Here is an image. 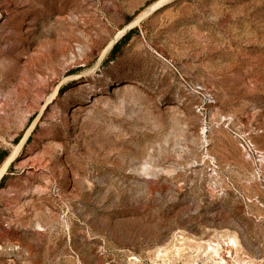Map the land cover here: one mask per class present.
Returning a JSON list of instances; mask_svg holds the SVG:
<instances>
[{
	"label": "rangeland",
	"instance_id": "1",
	"mask_svg": "<svg viewBox=\"0 0 264 264\" xmlns=\"http://www.w3.org/2000/svg\"><path fill=\"white\" fill-rule=\"evenodd\" d=\"M0 264H264V0H0Z\"/></svg>",
	"mask_w": 264,
	"mask_h": 264
},
{
	"label": "built area",
	"instance_id": "2",
	"mask_svg": "<svg viewBox=\"0 0 264 264\" xmlns=\"http://www.w3.org/2000/svg\"><path fill=\"white\" fill-rule=\"evenodd\" d=\"M253 133L254 134H260L261 130L254 129ZM244 148L248 152V155H249V153H255L256 152L254 145L249 140L247 142H244ZM258 157L260 158L261 156H258Z\"/></svg>",
	"mask_w": 264,
	"mask_h": 264
},
{
	"label": "trees",
	"instance_id": "3",
	"mask_svg": "<svg viewBox=\"0 0 264 264\" xmlns=\"http://www.w3.org/2000/svg\"><path fill=\"white\" fill-rule=\"evenodd\" d=\"M132 30H129L128 32H126L111 48V53H115V51L117 50V46L118 44L122 43V42H125L128 37L130 36Z\"/></svg>",
	"mask_w": 264,
	"mask_h": 264
},
{
	"label": "bare ground",
	"instance_id": "4",
	"mask_svg": "<svg viewBox=\"0 0 264 264\" xmlns=\"http://www.w3.org/2000/svg\"><path fill=\"white\" fill-rule=\"evenodd\" d=\"M124 87H126V85L124 86ZM124 87H122V88H124ZM12 159V158H11ZM3 169V168H2Z\"/></svg>",
	"mask_w": 264,
	"mask_h": 264
}]
</instances>
